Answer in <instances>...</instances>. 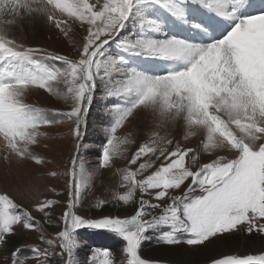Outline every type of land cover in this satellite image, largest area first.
I'll return each instance as SVG.
<instances>
[{
    "label": "snow or ice",
    "instance_id": "6c2138e0",
    "mask_svg": "<svg viewBox=\"0 0 264 264\" xmlns=\"http://www.w3.org/2000/svg\"><path fill=\"white\" fill-rule=\"evenodd\" d=\"M253 2L0 0V64L7 65L0 72V138L7 158L51 163L32 146L40 143L42 126L65 122L72 125L76 149L64 172L71 182L67 209L59 217L62 227L51 238L32 211L0 194V248H7L9 238L22 230L40 232L47 245L32 246L31 257L16 247L6 257L8 264H27L30 258L49 264L53 257L76 264L78 230L84 228L107 231L124 242L121 261L111 250L96 248L93 264H157L142 256V244L151 233L160 244L190 248H207L244 234L264 235V7L248 11ZM35 19L65 36L74 23L84 28L79 58L27 48L5 30ZM132 24L138 25L137 31L130 30ZM113 45L121 54L113 55ZM98 86L107 97L123 101L110 109L113 119L104 129L106 143L99 154V169L115 170L126 190L114 200L137 205L123 218H86L76 211L82 191L99 174L90 172L79 157ZM33 88L47 90L69 109L26 103ZM141 111L150 114L152 127L144 132L146 142L128 157L139 132L119 133ZM177 123L186 130L184 140L202 135L199 151L174 144L166 129ZM219 151L232 156L218 155L197 167L202 154ZM117 158L126 159L127 166L116 169ZM60 203L44 199L35 210L50 222ZM107 203L101 199L94 206ZM210 264H264V254L226 255Z\"/></svg>",
    "mask_w": 264,
    "mask_h": 264
},
{
    "label": "rangeland",
    "instance_id": "374dc122",
    "mask_svg": "<svg viewBox=\"0 0 264 264\" xmlns=\"http://www.w3.org/2000/svg\"><path fill=\"white\" fill-rule=\"evenodd\" d=\"M129 27L132 31L138 30L137 24H132ZM72 29V32L65 36L56 28L46 25L41 19H35L29 24L27 22H18L14 26H6L5 28L11 38L17 43H22L27 48L44 49L78 59L83 38L86 36V30L80 27L78 23H74ZM127 34L126 32L125 35ZM110 51L113 55L121 54V50L116 45H113ZM47 63L61 66L56 61H47ZM133 63L137 64L140 62L134 61ZM141 66L153 67L152 65L143 64ZM6 67L7 65L0 64V72ZM32 90L42 91L37 94L29 92L25 97L26 103L47 110L67 111L69 109L68 103L47 90L34 88ZM122 103L123 101L120 98L107 97L103 86H98L94 94L93 103L88 111L87 123L83 128L84 138L81 141L82 146L79 150V157L86 163L90 172L99 171V174L96 175L91 186L82 191L80 199L77 201L76 211L86 218H100L105 215H118L123 218L132 214L137 207L136 204L125 205L122 201L114 200L115 195L124 194L126 190L120 185L119 176L114 175L115 170L99 169V154L102 144L106 143L104 129L110 125L113 119L110 109L113 105ZM145 125L148 126L146 129L143 128ZM71 127L72 125L69 122L41 127L40 131L44 135L38 138L40 143L33 145L32 150L47 161H51V163L44 166L37 165L35 161L31 160L20 162L14 157L7 158L8 154L4 150L3 141L0 138V194L9 195L16 203L32 211V214L47 230L46 238H51L60 230L62 223L59 217L67 209L69 199L68 185L71 182V178L64 175V172L70 168L71 158L76 153ZM151 127L150 114L141 111L134 119H130L127 127L119 133L122 135L123 132L128 131L139 132L137 143L129 148L128 157L134 154L140 143L146 142L147 137L144 132ZM185 131L180 123L166 129L174 144L179 142L183 147H191L199 151L202 135L184 140ZM218 155H226L230 158L232 156L231 153L224 151L211 155L204 153L201 155L197 167L199 164L210 162ZM190 157L191 154L186 158V161L190 160ZM146 159L148 158H143L138 164ZM156 163L158 166L160 161H156ZM138 164L131 167L135 169ZM126 166V159L117 158L115 160L116 169ZM24 167L29 168L26 170ZM53 171H58L60 174L53 176L51 175ZM56 193H60V195H56ZM139 196L140 193L137 192V197ZM44 199H56L61 202L56 207L50 222L43 213L35 210L37 203ZM101 199L107 200L109 203L103 208H96L94 205ZM78 234L81 240V248L74 257L76 264H93L91 253L96 248H107L113 252L115 260L121 261L123 259L121 250L124 242L114 234L104 230L87 228L78 230ZM35 245L41 248L47 247L41 239L40 232L35 230L20 231L17 235L9 238L7 248H0V264H8L6 257L16 247H21L23 255L31 257V247ZM250 254H264V235L258 233L244 234L243 236L229 237L207 248H190L186 245L167 246L160 244L157 241V234L151 233L149 239L142 244V256L157 262V264H207L212 259L226 255L244 256ZM27 264H36V261L30 258ZM49 264H64V261L58 257H53Z\"/></svg>",
    "mask_w": 264,
    "mask_h": 264
},
{
    "label": "bare ground",
    "instance_id": "6f19581e",
    "mask_svg": "<svg viewBox=\"0 0 264 264\" xmlns=\"http://www.w3.org/2000/svg\"><path fill=\"white\" fill-rule=\"evenodd\" d=\"M261 7H264V5H262L261 3H260V0H254V2L252 3V5H251V7L249 8V9H247L248 11H253V10H258L259 8H261ZM28 23V22H27ZM29 24V23H28ZM185 27H187V26H185ZM42 90H32V91H30V92H32V93H40ZM145 123V122H144ZM148 126L147 125H145L143 128L144 129H146ZM2 141V140H1ZM24 168H26V167H24ZM24 168H23V171H24ZM29 168V167H28ZM28 168H26V170L28 169Z\"/></svg>",
    "mask_w": 264,
    "mask_h": 264
},
{
    "label": "water",
    "instance_id": "95a60500",
    "mask_svg": "<svg viewBox=\"0 0 264 264\" xmlns=\"http://www.w3.org/2000/svg\"><path fill=\"white\" fill-rule=\"evenodd\" d=\"M207 264H210V262H209V263H207Z\"/></svg>",
    "mask_w": 264,
    "mask_h": 264
}]
</instances>
